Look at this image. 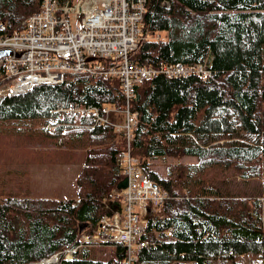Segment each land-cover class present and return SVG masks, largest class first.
Returning <instances> with one entry per match:
<instances>
[{
    "label": "trees",
    "instance_id": "1",
    "mask_svg": "<svg viewBox=\"0 0 264 264\" xmlns=\"http://www.w3.org/2000/svg\"><path fill=\"white\" fill-rule=\"evenodd\" d=\"M39 7L40 0H0V22L19 30ZM141 35L148 38L133 54L136 63H205L212 74H159L136 86L131 152L170 194L163 212H150L143 238L154 244L137 250V264H264V0H147ZM123 100L119 78L86 73L0 95V129L3 120L33 118L52 144L85 148L76 197H0V264L49 258L98 228L102 198L112 201L124 177L118 154L126 140L110 125L94 126L90 114L57 109L121 107ZM185 156L196 161L176 162L166 176L151 163ZM114 247L110 259L90 257L82 246L53 264H118L126 248Z\"/></svg>",
    "mask_w": 264,
    "mask_h": 264
},
{
    "label": "built area",
    "instance_id": "2",
    "mask_svg": "<svg viewBox=\"0 0 264 264\" xmlns=\"http://www.w3.org/2000/svg\"><path fill=\"white\" fill-rule=\"evenodd\" d=\"M146 2L40 0L39 10L22 22L21 29L8 32L5 24L0 22V50L11 51L0 57L1 95L22 94L44 83L62 82L72 73L121 81L122 108L72 104L57 109L77 116L90 114L94 126L110 125L126 140V150L118 154L128 177V185L121 192L123 206L112 208L108 204L109 198L103 197L106 212L100 217V232L84 237V242L123 244L126 256L120 264H137V250L154 244L143 238L147 233L145 225L149 213L151 210L162 211L170 198L167 190L145 175L138 159L131 153L133 132L138 124V112L132 109L136 86L159 74L167 77L195 74L204 79L212 74L211 67L205 63L154 67L133 60L139 43L148 38L141 35ZM154 38L160 39V34ZM114 111L125 115L123 123L110 117ZM74 250L67 248L66 258H71Z\"/></svg>",
    "mask_w": 264,
    "mask_h": 264
},
{
    "label": "rangeland",
    "instance_id": "3",
    "mask_svg": "<svg viewBox=\"0 0 264 264\" xmlns=\"http://www.w3.org/2000/svg\"><path fill=\"white\" fill-rule=\"evenodd\" d=\"M120 122L125 118L117 116ZM41 122L37 119L3 120L0 129V197L31 193L38 196L76 197V179L85 156V148L76 141L74 147L57 146L54 140L39 131ZM32 153V154H31ZM40 159L38 163L34 161ZM44 161L46 165H40ZM195 162L194 156L180 159L174 157L156 158L153 167L162 175H168L169 167L176 162ZM38 165V167H32ZM44 166V171L39 169ZM26 168V173L24 171ZM28 174H30L28 176ZM257 180L252 185L257 184ZM28 184V189L25 185ZM23 187L26 190H23ZM66 197V198H68ZM61 199V198H59ZM123 206V203H122ZM94 232H99V226ZM89 256L110 259L115 256L113 244L107 246L86 245ZM82 251V250H81ZM82 253V252H81ZM43 263L42 261L39 262ZM51 262L50 264H53ZM57 263V262H56ZM38 264V263H35Z\"/></svg>",
    "mask_w": 264,
    "mask_h": 264
},
{
    "label": "crops",
    "instance_id": "4",
    "mask_svg": "<svg viewBox=\"0 0 264 264\" xmlns=\"http://www.w3.org/2000/svg\"><path fill=\"white\" fill-rule=\"evenodd\" d=\"M35 163H38L39 162V159H37V160H35L34 161ZM40 165H46V163L44 162V161H42V163L40 164ZM44 166H39V169H42L43 170V172L45 173V171H44ZM32 167H38V165H32ZM26 170V168L24 167V171ZM27 171V170H26ZM26 171H25V173H26ZM30 174H28V176H29ZM28 184L29 183H27V185H25V187L28 189ZM25 187H23V190L25 191L26 190V188ZM24 196H22V195H19V196H22V197H34V196H32V194L31 193H28V192H24ZM13 195H15V194H13ZM17 196V195H16ZM38 197H49V198H62V197H59V196H38ZM66 197H68L67 195L66 196H64V198H66ZM70 197H72V196H70ZM69 198V197H68Z\"/></svg>",
    "mask_w": 264,
    "mask_h": 264
},
{
    "label": "water",
    "instance_id": "5",
    "mask_svg": "<svg viewBox=\"0 0 264 264\" xmlns=\"http://www.w3.org/2000/svg\"><path fill=\"white\" fill-rule=\"evenodd\" d=\"M10 51L9 50H0V57L1 56H3V55H7L8 53H9ZM127 185H128V177H124V178H122L119 182H118V184H117V188L118 189H123V188H125V187H127Z\"/></svg>",
    "mask_w": 264,
    "mask_h": 264
},
{
    "label": "bare ground",
    "instance_id": "6",
    "mask_svg": "<svg viewBox=\"0 0 264 264\" xmlns=\"http://www.w3.org/2000/svg\"><path fill=\"white\" fill-rule=\"evenodd\" d=\"M55 260H52L51 258H45L42 260L43 263L41 264H50L51 262H54ZM40 264V263H38Z\"/></svg>",
    "mask_w": 264,
    "mask_h": 264
}]
</instances>
